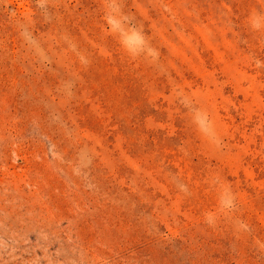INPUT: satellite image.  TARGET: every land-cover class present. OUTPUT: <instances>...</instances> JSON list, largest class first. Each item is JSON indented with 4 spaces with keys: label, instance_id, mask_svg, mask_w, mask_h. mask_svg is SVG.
Returning a JSON list of instances; mask_svg holds the SVG:
<instances>
[{
    "label": "rangeland",
    "instance_id": "1",
    "mask_svg": "<svg viewBox=\"0 0 264 264\" xmlns=\"http://www.w3.org/2000/svg\"><path fill=\"white\" fill-rule=\"evenodd\" d=\"M0 264H264V0H0Z\"/></svg>",
    "mask_w": 264,
    "mask_h": 264
}]
</instances>
